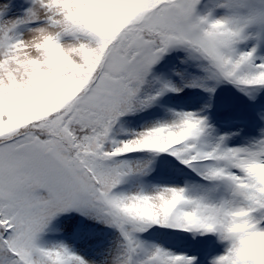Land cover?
<instances>
[{"label":"snow or ice","instance_id":"6c2138e0","mask_svg":"<svg viewBox=\"0 0 264 264\" xmlns=\"http://www.w3.org/2000/svg\"><path fill=\"white\" fill-rule=\"evenodd\" d=\"M173 50L255 101L264 0H0V264H264V129L230 146L191 111L121 125L179 91L142 94ZM71 212L103 232L43 243ZM185 234L198 251L162 242Z\"/></svg>","mask_w":264,"mask_h":264},{"label":"rangeland","instance_id":"374dc122","mask_svg":"<svg viewBox=\"0 0 264 264\" xmlns=\"http://www.w3.org/2000/svg\"><path fill=\"white\" fill-rule=\"evenodd\" d=\"M182 57L183 59L177 60L171 56L169 64H162L155 69L162 85L169 84L179 91L166 92L160 96L158 104L151 108L150 113L141 120L131 118V115L123 117L121 125L124 129L129 133L138 132L156 121L170 119L172 112L191 111L207 119L213 141L221 136H227L230 138L228 141L230 146H239L247 141L259 139L261 130L264 129V120L260 119V114L264 113V91L258 94L255 101H251L247 97L242 99L248 108L252 107L250 108L253 110L251 120L239 111L236 106L238 103L234 99L229 103L220 102L217 107H214L215 95L206 92L204 88L208 87L202 84L204 72L193 61L187 60L184 52H182ZM194 81L198 85L202 84V86L190 87L189 85ZM247 101L248 104H246ZM240 124L243 127H240ZM119 127L118 125L117 130ZM145 158L151 157L145 155ZM157 162L161 168L166 164V160L163 158H157ZM133 186L130 184L128 187L132 188ZM81 219L76 212L61 214L52 221L49 230L43 234L42 242L45 244L57 243L61 240L68 242L72 234L78 230L103 232L101 226L84 217ZM45 237H47L46 240H44ZM162 242L178 252L192 253L200 248V245L193 243L187 234L172 239H164Z\"/></svg>","mask_w":264,"mask_h":264},{"label":"trees","instance_id":"16d2710c","mask_svg":"<svg viewBox=\"0 0 264 264\" xmlns=\"http://www.w3.org/2000/svg\"><path fill=\"white\" fill-rule=\"evenodd\" d=\"M182 52H184V51H182V50L170 51L168 54H166L161 59V61L157 65H155L153 67L150 75L147 77L146 84L143 86L142 94L154 95L156 92H158L163 87L161 81L158 79V77L155 73V69L157 67L161 66L162 64H165V65L169 64V58L171 56L175 57L177 60H179L181 58L183 59ZM170 53H172L171 56H169ZM185 55L187 56V53H185ZM194 63L197 64L196 62H194ZM202 81H203V83H202L203 86L215 88V91L213 92V95H215L214 96V98H215L214 107H217L220 104V102H224V103H229L230 101L232 102L233 99L238 103V105H245V103H244V101H242V99H246V96L244 94H242L241 92H239L234 86L227 84V83H222V84L216 85L214 81H209V80L205 79V73H204ZM159 99H160V97L153 103V105L149 109L145 110L144 112L137 113V114H134L131 116L129 115V116L131 118H144L146 115H148L150 113L149 112L150 109L155 107L158 104ZM247 103H248V101H247ZM81 218H82V216H80V219ZM78 223H80V222H78ZM46 238L47 237H45L44 240H46Z\"/></svg>","mask_w":264,"mask_h":264}]
</instances>
